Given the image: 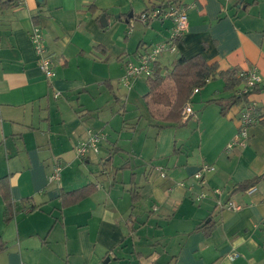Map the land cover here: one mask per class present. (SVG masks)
Segmentation results:
<instances>
[{
  "label": "crops",
  "instance_id": "obj_1",
  "mask_svg": "<svg viewBox=\"0 0 264 264\" xmlns=\"http://www.w3.org/2000/svg\"><path fill=\"white\" fill-rule=\"evenodd\" d=\"M168 1L18 0L0 8V178L9 179L13 205L5 222L0 199V264H264V90L251 95L260 119L247 147L233 151L225 148L237 132L238 104L220 113L232 93L217 76L207 85L218 79L221 87L192 95L194 114L177 125L155 128L146 109L150 128L137 132L143 115L131 123L117 108L125 63L164 42L173 27L138 17ZM179 4L188 30L174 53L157 58L163 74L179 57L201 55L218 71L255 68L264 87V0ZM33 25L45 36L51 81L38 69ZM124 87L127 104L148 91L140 78ZM92 128L103 135L102 169L88 176L75 162L61 168L59 149L75 152ZM202 164L215 167L203 188L193 179ZM56 166L62 177L60 171L59 182L49 183ZM262 175L254 194L237 190ZM88 184L94 194L61 207L62 193ZM201 191L208 196L196 201ZM229 202L239 209L218 205Z\"/></svg>",
  "mask_w": 264,
  "mask_h": 264
},
{
  "label": "built area",
  "instance_id": "obj_2",
  "mask_svg": "<svg viewBox=\"0 0 264 264\" xmlns=\"http://www.w3.org/2000/svg\"><path fill=\"white\" fill-rule=\"evenodd\" d=\"M154 20H170L173 24L170 36L162 43H159L144 54L138 56L134 61H128L124 65L125 75L123 77L124 85L127 86L133 79L148 78L153 74L154 64L157 62V58L164 53H174L177 45L182 40L188 30V18L186 8L181 5H172L164 8L153 7L149 11L143 12L139 15L138 21L142 24H149ZM133 26L132 22H129V30ZM129 33V31H128ZM33 51L38 59V69L44 78L51 81L55 78V71L51 65L50 58L47 53V47L45 45V36L42 28L39 25H33L29 34ZM243 80L241 86L235 92V95L241 98L238 104V116H237V132L234 138L227 144L225 150L233 151L235 149H244L248 145L249 141V128L259 121L258 117V105L251 99L249 93L256 86L261 85L262 79L259 76L255 68H251L247 71H242L238 75ZM209 82V81H207ZM199 92V89H193L190 97ZM54 99L60 97L57 92L53 93ZM193 110L189 101L185 103L182 108V120L192 116ZM87 137L85 140L79 142L76 147V156L84 160L90 156V154L97 155L99 153V144L103 140V136L94 132L92 129L87 130ZM60 166H56L51 175L48 178V182H59L60 179ZM215 172V167L210 164H202L199 166L196 173L193 175V179L198 185L203 188L205 185V176ZM164 175H162L163 177ZM191 190V188H190ZM256 191L255 186L247 188L244 192L247 195H252ZM210 194L219 195L218 189L209 191ZM208 196V191H201L196 197V201L205 199ZM222 209L231 211H237L239 207L234 202L226 204L218 203ZM236 257L235 254L229 256L230 260Z\"/></svg>",
  "mask_w": 264,
  "mask_h": 264
},
{
  "label": "trees",
  "instance_id": "obj_3",
  "mask_svg": "<svg viewBox=\"0 0 264 264\" xmlns=\"http://www.w3.org/2000/svg\"><path fill=\"white\" fill-rule=\"evenodd\" d=\"M18 0H0V8L9 9L15 7ZM180 0H169L166 4H161L164 8L172 5H180ZM104 30L105 27L101 26ZM152 76L146 78L147 93L142 97L147 109L149 118L156 124L154 127L162 129L168 125L180 124L182 121V108L190 99L193 89L202 90L207 86V81L216 76L224 82V91L232 95L228 98L227 106L221 107V114L231 105L239 104L241 98L237 97L233 91L235 87H240L243 80L238 77L240 72L235 69L218 71L217 64H208L201 55L191 58L179 57L172 68L163 74V68L157 63L154 64ZM237 88V89H238ZM236 89V91H237ZM264 90V87L256 86L249 95ZM235 91V92H236ZM212 101V100H211ZM260 119V118H258ZM264 122L263 120L261 121ZM263 179V175L238 185L237 190L245 191ZM96 192L92 184L60 195L61 207L66 208L74 205ZM132 202L135 203L137 196L132 191ZM0 199L5 206V222L12 213L13 205L11 200L9 179L7 176L0 178ZM5 250V243L0 239V253Z\"/></svg>",
  "mask_w": 264,
  "mask_h": 264
},
{
  "label": "rangeland",
  "instance_id": "obj_4",
  "mask_svg": "<svg viewBox=\"0 0 264 264\" xmlns=\"http://www.w3.org/2000/svg\"><path fill=\"white\" fill-rule=\"evenodd\" d=\"M142 79L143 82L146 83V78H140ZM123 81V79H122ZM131 83V82H130ZM222 85V82L221 80H214V81H211L208 85H207V88L205 87V90L206 92H210L212 91V89H216L218 86ZM124 82L122 83V86H121V94H122V99L121 101H117L116 105H117V108H120V107H123V111H125L126 113V120H128V122H131V123H135V121L137 120L138 116L141 114L143 115L140 119V123L138 124V126H136V130L137 132H140L141 129H143V131L145 132L146 130H148L150 127L149 125L146 123V107H145V104L143 102V98L141 95H135L136 97H132L130 100H129V104H127V101L128 99H126V96L124 95V93L127 92V89H125L124 87ZM146 91V90H145ZM144 91V93H145ZM125 96V97H124ZM137 106H140V111L137 110ZM132 107H134V110L132 109ZM121 121V119H120ZM122 124V123H121ZM67 127H65L66 129ZM109 130L112 129V127H108ZM115 129V128H114ZM92 130L94 132H98L100 133L97 128H92ZM111 132H113L111 130ZM68 133V132H67ZM69 134V133H68ZM155 134L154 131H152V133L149 135L150 138H153L152 136ZM103 136V135H102ZM104 147V146H103ZM100 150H99V153L97 155H93V154H90V158H91V161L90 163L86 164L85 161L79 159L75 154H76V151L73 152V148L69 147V146H63L61 149H59V154L63 155L65 154V156L62 157V167H64V165L66 163H73L75 162L74 164L75 165H79L81 170L85 171V173L89 176L90 172H92L93 174H97L101 169H102V165H101V160L99 159L100 157H104V153L106 152L104 148H102L101 146L99 147ZM122 158L124 159L123 157L124 156H117L115 158V161L119 162V158ZM123 162H125V160H123ZM131 163L133 164V162L131 161ZM61 177H62V171H61ZM91 178H92V175H91Z\"/></svg>",
  "mask_w": 264,
  "mask_h": 264
},
{
  "label": "water",
  "instance_id": "obj_5",
  "mask_svg": "<svg viewBox=\"0 0 264 264\" xmlns=\"http://www.w3.org/2000/svg\"><path fill=\"white\" fill-rule=\"evenodd\" d=\"M36 1H37L38 3H41V0H36ZM239 2L242 3L243 0H239ZM130 16H131V14H130ZM99 22H100L101 26H103V27H106V26H107V23H106V21H105V16H101ZM206 222H207V221H206ZM108 261H109V258H107V260L105 261V263H107Z\"/></svg>",
  "mask_w": 264,
  "mask_h": 264
}]
</instances>
